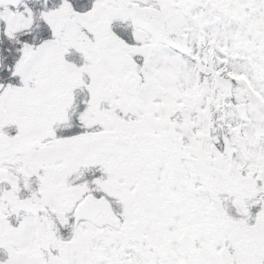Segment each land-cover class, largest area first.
<instances>
[{
  "label": "snow or ice",
  "instance_id": "1",
  "mask_svg": "<svg viewBox=\"0 0 264 264\" xmlns=\"http://www.w3.org/2000/svg\"><path fill=\"white\" fill-rule=\"evenodd\" d=\"M0 264H264V0H0Z\"/></svg>",
  "mask_w": 264,
  "mask_h": 264
}]
</instances>
